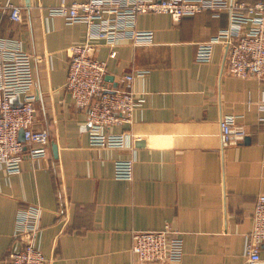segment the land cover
Here are the masks:
<instances>
[{
	"label": "crops",
	"instance_id": "1",
	"mask_svg": "<svg viewBox=\"0 0 264 264\" xmlns=\"http://www.w3.org/2000/svg\"><path fill=\"white\" fill-rule=\"evenodd\" d=\"M0 0V41L19 43L32 56L36 118L47 129L46 157H27L21 172L0 166V264L21 246L20 211L42 210L36 245L48 264H145L133 251V232L170 224L184 238L178 264H247L245 235L264 194V124L259 102L264 76L229 73L227 49L216 43L208 61L196 59L201 42L228 27L226 10L201 11L176 20L169 13H141L135 28L151 30L150 42L95 40L94 56L107 62L106 83L137 94L132 146L92 145L87 112L66 89L69 47L87 39L88 24H70L49 7L62 1L13 0L14 20ZM115 50L116 55L111 56ZM232 115L246 136L223 145L221 119ZM54 146L56 150H54ZM133 158L130 180L115 176V161ZM264 263V247L261 251ZM162 264V263H152Z\"/></svg>",
	"mask_w": 264,
	"mask_h": 264
},
{
	"label": "built area",
	"instance_id": "2",
	"mask_svg": "<svg viewBox=\"0 0 264 264\" xmlns=\"http://www.w3.org/2000/svg\"><path fill=\"white\" fill-rule=\"evenodd\" d=\"M3 10L16 21L23 20L20 4L6 0ZM51 15H61L70 24L87 23V39L69 47L70 60L66 89L77 107L87 112L92 145L112 148L132 146L130 132L113 133L119 124H131L138 108L137 94L128 84L134 75H121L124 88L109 87L106 83L107 62L94 56L95 40L103 39L115 45L122 39L133 43L150 42L151 30L135 28L141 13H169L176 20L201 11H213L219 16L226 10L230 15L228 27L211 39L201 42L196 59L208 61L216 43L227 49L226 70L236 76H264V0H84L62 1L49 7ZM116 51L111 52L115 56ZM35 79L32 56L19 43L0 41V166L8 172H21L27 157H46L50 150L47 129L33 127L36 118ZM259 122L264 124V95L259 102ZM236 117L221 119L223 145L238 143L246 136L237 125ZM23 130V138L20 132ZM133 158L115 161V176L130 180L134 172ZM42 210L30 206L18 214L16 234L21 246L11 251L5 264H48V258L36 245ZM133 251L145 264H178L183 259V234L170 224L156 230L133 232ZM264 194L258 196L253 210L251 230L245 235L244 254L247 264H264Z\"/></svg>",
	"mask_w": 264,
	"mask_h": 264
},
{
	"label": "water",
	"instance_id": "3",
	"mask_svg": "<svg viewBox=\"0 0 264 264\" xmlns=\"http://www.w3.org/2000/svg\"><path fill=\"white\" fill-rule=\"evenodd\" d=\"M20 137L23 138V130H21V132H20ZM54 150H56V147L55 146H54Z\"/></svg>",
	"mask_w": 264,
	"mask_h": 264
}]
</instances>
